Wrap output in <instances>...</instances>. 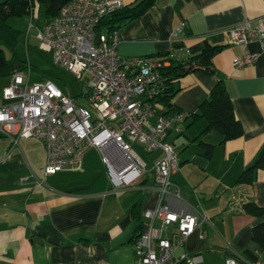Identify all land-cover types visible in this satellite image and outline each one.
Wrapping results in <instances>:
<instances>
[{"label":"crops","instance_id":"crops-1","mask_svg":"<svg viewBox=\"0 0 264 264\" xmlns=\"http://www.w3.org/2000/svg\"><path fill=\"white\" fill-rule=\"evenodd\" d=\"M260 16L264 0H153L141 15L117 27L115 50L123 56L193 54L205 44H223L211 56L212 72L197 68L178 78L179 89L170 103L183 117L165 136L178 157V168L170 177L179 196H166L168 204L180 213L204 212L208 219L200 228L204 236L199 238L195 230L182 247L188 254H201L196 264H222L229 254L244 258L232 249L248 246V241L264 264L250 238L253 224L264 223V167L246 172L247 181L238 179L264 141V47L256 40L228 42L224 32L243 19L255 25ZM180 21L182 30L173 34ZM247 52L257 53V58L232 65ZM219 78L242 129L224 140L219 130L204 129L203 117H192ZM146 155L138 154L146 170L136 181L113 187L93 146L84 150L77 168L43 175L40 140L19 137L12 142L0 135V264H133L131 236L136 226L143 227L142 211L157 199V193L143 185L152 183L148 167L161 150L154 148ZM248 202L261 211H247Z\"/></svg>","mask_w":264,"mask_h":264},{"label":"built area","instance_id":"built-area-1","mask_svg":"<svg viewBox=\"0 0 264 264\" xmlns=\"http://www.w3.org/2000/svg\"><path fill=\"white\" fill-rule=\"evenodd\" d=\"M123 0H67L57 13L36 24L31 11L28 27L41 48L52 60L76 78L87 75L80 94L90 108L76 101L52 79L28 81L29 67L16 69L1 88L6 102L0 104V134L16 142L19 137H34L44 147L41 172L51 174L77 168L84 150L98 149L108 180L113 187L136 181L146 167L125 139L138 141L146 152L159 148L160 157L148 167L152 183L144 188L157 193L153 207L145 208L146 219L135 235L133 264H196L199 252L182 249L186 237L197 231L206 216L193 210L180 213L171 209L166 196L178 198V185L171 173L178 168V157L165 140L168 130L183 117L180 110L162 113L163 104L155 100L165 85L160 68L168 57L187 51L166 54L119 55L117 28L96 30L103 15L120 7ZM183 21L172 30L181 31ZM98 33L95 36V33ZM228 42L256 40L264 47V16L255 25L247 19L224 29ZM96 39V40H95ZM257 53L247 52L232 60L233 66L253 62ZM222 264H262L258 260L226 255Z\"/></svg>","mask_w":264,"mask_h":264},{"label":"trees","instance_id":"trees-1","mask_svg":"<svg viewBox=\"0 0 264 264\" xmlns=\"http://www.w3.org/2000/svg\"><path fill=\"white\" fill-rule=\"evenodd\" d=\"M67 0H0V40H3L11 50L19 35V30L12 27L7 19L10 16H29L31 11L34 12L42 9V19L35 14L33 22L39 24L47 20L52 15L57 13L60 6ZM153 2V0H132L124 3L120 7L102 16L96 25V30H109L117 28L125 21L131 20L141 15ZM42 20V21H41ZM223 44H205L197 53H185L178 57H168L169 62L160 68L161 76L164 80V87L155 100L160 101L164 109L162 113L176 110L171 106L170 98L179 89L177 84L178 78L187 72L197 68H202L207 72H212L211 56L220 50ZM166 52L160 54L163 55ZM27 66L26 57L18 56L15 51H11L10 59L6 58L0 46V78L6 77L14 70ZM40 78H50L49 76H41ZM52 79V78H50ZM192 117H203L205 119V128L213 127L222 133V140L238 136L242 129L239 121L234 117L230 98L224 87L221 78L217 79L208 90V93L203 97L198 105L197 110L192 113ZM1 135V134H0ZM256 167H264V141L255 157V159L245 167L238 177L239 180H248L246 172H250ZM244 208L252 213H258L261 208L252 202L244 204ZM140 231L136 226L132 234V241L135 235ZM251 240L256 247L264 253V223L257 222L251 227ZM244 258L257 260L251 250L245 249Z\"/></svg>","mask_w":264,"mask_h":264},{"label":"rangeland","instance_id":"rangeland-1","mask_svg":"<svg viewBox=\"0 0 264 264\" xmlns=\"http://www.w3.org/2000/svg\"><path fill=\"white\" fill-rule=\"evenodd\" d=\"M34 14H37L39 19H42L41 16L43 14L41 8L37 11V7H35ZM28 18L29 16L27 15L8 17L7 22L12 27L19 30V35L13 50H11V47L4 43L3 40H0V46L5 57L10 59L11 51H15V53L20 57H26V63L30 71L28 75L29 82L37 80L41 76H49L62 90L68 92L70 95H73L77 102L90 108V105L87 101H85V97L80 94L81 87L86 83L87 75L83 74L81 78H76L73 74L55 64L52 60L50 52L39 46L37 39L34 37L33 28L28 27ZM6 81V77L0 78V104L6 102V100H4L1 96V88ZM125 139L129 143L130 147L142 158L147 156V152L138 141L127 137H125ZM209 231L212 232L213 230L209 228ZM214 237L218 238L215 235ZM219 245H221V243ZM246 245L248 246L241 247L237 250L232 249L233 254L244 255L245 249H253V243L251 241H248ZM259 253L260 257H258L260 259L263 258L264 253L261 251ZM214 263L215 261L208 262V264Z\"/></svg>","mask_w":264,"mask_h":264},{"label":"water","instance_id":"water-1","mask_svg":"<svg viewBox=\"0 0 264 264\" xmlns=\"http://www.w3.org/2000/svg\"><path fill=\"white\" fill-rule=\"evenodd\" d=\"M97 35H98V33L96 32V33H95V36H97ZM95 40H96V39H95ZM47 238H48V237H47ZM48 239L50 240L51 238H48Z\"/></svg>","mask_w":264,"mask_h":264}]
</instances>
